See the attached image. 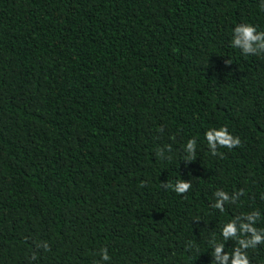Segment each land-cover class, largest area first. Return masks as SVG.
<instances>
[{"label":"trees","instance_id":"1","mask_svg":"<svg viewBox=\"0 0 264 264\" xmlns=\"http://www.w3.org/2000/svg\"><path fill=\"white\" fill-rule=\"evenodd\" d=\"M248 23L264 0H0V264H221L226 223L264 232ZM220 126L240 142L213 152ZM241 250L264 264V242Z\"/></svg>","mask_w":264,"mask_h":264},{"label":"clouds","instance_id":"2","mask_svg":"<svg viewBox=\"0 0 264 264\" xmlns=\"http://www.w3.org/2000/svg\"><path fill=\"white\" fill-rule=\"evenodd\" d=\"M234 31L238 35L233 39L232 46L234 48L241 47L245 55L257 53L259 50L264 49V32H259L255 25L251 23L238 25ZM204 139L212 148L213 152L217 149V145L233 148L238 146L240 142L238 137L232 135L227 126H220L218 128L210 127L204 134ZM196 146V139L188 140L186 148L190 150L189 159L193 157ZM172 187L177 193H183L190 187V184L180 180L177 184L172 185ZM217 195L222 197V200L217 201L215 206L222 208L223 201L228 200L229 196L222 191L218 192ZM258 215V212L250 214V222L241 223L239 228L234 220L224 225L222 229L223 240L227 241L230 238H235L239 241V244L235 250L228 251L227 253L224 252V243L215 244L213 255L221 264H228L229 257L232 258V264H250L247 253L241 249L255 247L259 243L264 242V232L258 231L254 223ZM245 233H251V236L244 238ZM103 258L105 260L109 259L106 251L103 253Z\"/></svg>","mask_w":264,"mask_h":264}]
</instances>
